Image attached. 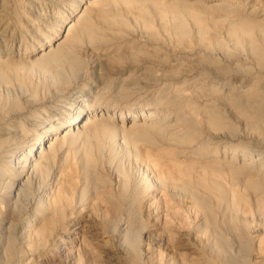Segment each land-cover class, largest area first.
Returning <instances> with one entry per match:
<instances>
[{
	"label": "bare ground",
	"instance_id": "6f19581e",
	"mask_svg": "<svg viewBox=\"0 0 264 264\" xmlns=\"http://www.w3.org/2000/svg\"><path fill=\"white\" fill-rule=\"evenodd\" d=\"M259 5L246 8L242 5L241 7L234 0L230 2L225 0H90L87 6L83 7L79 14L64 26L61 37L53 40L49 38L46 43L43 42L41 44L43 47L37 54L30 53V56L18 57V60L0 51V78L6 81L12 76L25 83V85L22 83L24 86L21 85L23 90L19 92L17 100L14 97L12 100L9 97L8 99L0 98V251L6 252L10 264H26L28 260L24 257L27 254H33L47 246H59L62 244L65 233L71 240L68 232L91 230L88 226L93 220L88 214L80 213L82 208L76 210V206L83 203V200H80L81 193H77V186L72 183H62L63 179H60L61 173L57 165L60 166L62 161L64 141H73L78 136L84 140L85 146L78 156L75 154L82 171L95 170L103 160L111 164L117 156L115 153L116 126L113 123L109 124L98 114L96 111L98 107L95 106L87 115H83L85 105L82 104L83 102L80 105L77 104L81 99L76 101L71 98L70 103L66 105L69 112L64 120L54 123V126L48 124L47 128L43 127L44 129L41 130L38 128L40 130L38 131L37 125L42 124L44 119L42 122L38 121L42 117V114L40 116L42 110L41 108L39 110L37 106L42 105L50 97L53 98L54 95L69 93L73 82L75 83L79 78L82 79L81 73L87 74L83 69L84 65L87 68L86 65L89 64L90 58L87 59L89 52H95V50L102 52L104 57L108 56L105 57L108 58L107 61H112L114 57L119 60L125 53L132 59L143 54L150 62H154L157 49L144 53L137 44L131 41L123 42L132 35L128 16L142 25L150 43L167 47L174 45L178 51L186 55L190 54L189 69L194 68L195 61H199L202 66L208 65V68H213L219 74L236 69L244 72V69H249L250 66L264 69V4ZM103 9L107 10L104 14L101 12ZM17 15L18 13H14L12 17L10 14L7 15L0 6V41H6L5 38L11 29L8 25V23L11 24L9 18H13L14 22L18 23ZM222 38H227L235 46L244 45L250 49L244 59L235 61L233 68L225 67L220 64L222 62L216 61L218 59L215 57L216 54L222 55L229 52L223 45ZM18 50L15 54H18ZM112 51L113 54H111ZM96 60L98 61L97 58ZM134 67L136 68L130 72L135 73H128L133 81L137 79L144 82L150 80L149 83L161 81L160 85L156 84L158 88L154 86L157 91L151 92L155 94L150 93L153 99L150 104L161 106V108L170 107L171 110L162 115L163 123L149 118L148 122L133 120L129 126L124 125L122 128V138L126 139L135 151V146L140 141L149 146L142 155L149 164L159 168L155 174L152 167L146 166L142 179L133 178L134 180L131 181L123 178L121 184L119 183L117 202L122 209L126 207V209L137 211L138 199L140 200L147 191L161 186L172 196L179 195L187 198L188 200L185 199V201L194 205L199 211L201 220L199 223H205L208 227L217 229L219 222L217 223L214 219L216 217L214 213L222 212L221 210L223 212L229 209L234 210L235 203L232 197L236 193L232 187L236 181H241L245 187L264 190L263 158L248 154L236 161L235 148L227 157H225L226 154L219 157L218 153L216 155V151H213L215 147L210 145L212 138L227 132L230 126L218 105L239 107L246 121L254 122L253 124L264 123L263 93L258 88L261 81L256 82L254 79L255 83L251 82L247 85L241 82L236 87L233 86L234 88L229 85L232 92L228 93L226 90V93L222 89L223 83H220L218 79L207 84L206 81L209 79H207L208 76L204 77L203 70L182 80L176 77L177 81L172 83L171 80L179 74L180 68L177 64L167 66L166 70H168L162 72H157L152 65L147 64L141 67L132 65L127 69ZM106 69L111 74L112 71ZM11 79L8 80L13 81ZM16 84L18 86L19 83ZM21 86H19L20 89ZM101 92L105 94L103 90ZM98 93L96 94L99 98L103 97V94L100 96ZM125 93L126 89L121 88L117 96L124 98ZM14 96L16 97L15 93ZM150 99L147 100L151 101ZM46 104L49 105L48 102ZM51 105L53 106L52 103ZM100 107L102 109L104 104ZM136 110L135 113L132 112L134 116L141 113ZM15 113L19 116L17 121L12 120ZM124 114L125 112H121L119 119H127V123L128 117ZM82 117L84 120H79ZM78 121L80 123L76 125ZM61 126H66L68 129L66 128L62 136H56ZM38 145L39 149L36 148ZM24 147H27L26 152H22ZM62 184L64 185L61 187ZM83 187L84 184L82 191ZM223 212L219 214L223 216ZM224 214L226 216V212ZM231 215L232 217L228 219L223 216V220L227 221L223 222L226 224L225 227L231 226L235 221L236 215ZM15 219L17 230L13 238L16 240L14 244L16 247L14 246L13 251L7 252L6 248L12 234L10 229ZM132 227L131 243H134L138 240L137 227L135 225ZM201 228L199 231L203 230ZM217 237L220 238V242L217 244L216 254L218 253L219 257L222 256L223 260H228L232 257L228 251V242L220 236V233ZM176 238L179 248L186 252L188 259L195 257L193 254L196 253V247L189 243L188 233L180 231ZM102 251L107 256L113 253L108 248H103ZM4 254L2 251V255ZM260 259L261 264H264V252L260 255Z\"/></svg>",
	"mask_w": 264,
	"mask_h": 264
},
{
	"label": "rangeland",
	"instance_id": "374dc122",
	"mask_svg": "<svg viewBox=\"0 0 264 264\" xmlns=\"http://www.w3.org/2000/svg\"><path fill=\"white\" fill-rule=\"evenodd\" d=\"M89 1L90 0H0L2 11L7 13V15L10 14L11 17L14 16V13H18L17 16L19 20L18 23H15L13 18H9L11 24L8 23V25L11 29L5 38L6 41H0L1 53L6 52L9 54L10 58L13 59H17L18 57L25 58L30 56V53L33 55L37 54L43 47V45H41L43 42L46 43L49 38L53 40L57 37H61L64 26L68 24L77 14H79L80 10L87 6ZM225 1L230 2V0ZM234 2L246 8L249 6L257 7L259 4V6L264 4V0H234ZM106 11V9H103L101 12L104 14ZM128 19L132 26L130 31L132 35L127 38L129 40L126 39L123 42L131 41L135 45L137 44V46H140V48L144 50V53L157 49L155 50L157 56H155L154 62H150L143 54L132 59L127 55V53H125L123 55L124 57L119 60L114 57L112 61H107L108 58L105 57L108 56L106 55L104 57L102 52L96 50L95 52H89V54H87L89 55L87 56V59L88 57L90 60L92 59L91 63L94 65H91L90 60L88 61L89 64L87 63L88 65H86L88 70L84 65L83 70H86L87 74L84 72V74L81 73L82 76H80L83 80L79 78L76 80V84L73 82L75 87L72 85L69 93L54 95V99L50 97L51 99L49 98L46 100L43 103L44 105L42 104L38 105L39 107L37 106V108H41L43 112H40V116L42 114V117L38 121L41 120L42 122L44 119L42 124L37 125L38 131H40L43 127L47 128L49 126H54L56 123L62 122L66 114L69 112L68 106L66 105H68L71 100L77 101L78 99H81L77 104L80 105L83 102L82 104L85 105L83 108V115H87L90 110L94 109L95 106L98 107V109H96L98 114L106 119L105 121L109 124L113 123L116 126L115 132H117V142H115L116 150H114L116 151L115 153L117 156L111 164L107 160H103V162H101L95 170L90 169L82 171L78 166L75 154L78 156L81 149L85 146V142H83L84 140L78 136L75 137L73 141H64V154L62 161L60 162V166L57 165L61 173L60 179H63L62 183H72L77 186V193H81L82 196H80V200H83V203L81 205H77L76 210H80L82 208L80 213L88 214L90 216L93 222L90 223L88 228L91 230L84 229L82 232L78 233L68 232V234H70V238H72L71 240L65 233L62 239V244L59 246H47L42 248V250L35 251L33 254H27L24 259L33 261H27L26 264H261L262 260L260 259V255L264 252V190L245 187L241 181H236L235 185H232V190L236 193L232 197V201L235 203L233 205L234 210L227 209L228 211H225L226 216L224 214L225 212L221 210L223 212L222 215L226 217L225 219L232 217L231 214H233V216L236 215V218L234 217L235 221H233L231 226L225 227L226 224L223 222L227 221L223 220L224 217L219 214L222 212L216 211V214L214 213V215H216L214 219L217 223L219 222L217 229H212L213 227H208L205 223H199V221L201 222L199 219V211L194 205L185 201L187 198L179 195H174V197L167 193L166 190L162 189L161 186H158L151 191H147L148 193H144L140 197V200L138 199L136 205H138L139 208L137 211L126 209V207L125 209H122L119 205L120 203L117 202L116 196L119 193L117 191L120 189L119 183L121 184L123 178L130 179L131 181L134 179H142L141 177L146 166L152 167V171L155 174L159 168L158 166L149 164L142 155V152L147 150L149 146L145 142L140 141L136 144L135 151L126 139L122 138V128L124 125L129 126L130 122L133 120L136 122H148L153 119L162 122V115H164L165 112H170L171 110L170 107L161 108V106L150 104L153 101L151 94H155V92H151L157 91L156 88H158L157 86L161 84V81L159 82L156 80V82H154L151 80L155 83L151 82V84L149 83L150 80L149 82H144L137 79V81L134 80L136 81L134 82L131 76H128V73H135L130 71L136 67L129 68L130 70L127 69V67L132 65L141 67L144 64H147L152 65L157 72H162L164 70H168H166L167 66L177 64L180 68L179 74L171 80L173 81L172 83L177 81L175 80L176 77L182 80L191 74H196L198 71L200 72L203 70L205 72L204 77L208 76L207 79H209L206 81L207 84L213 83L211 81H216L218 79L220 83H223L222 85L228 86H223L222 88L224 90L223 92L228 90V93L232 92L230 91V86L236 87L241 82V84L245 85L251 84V82L255 83V79L256 82L261 81L258 88L263 93L262 109L264 112V69L256 66H250L249 69H244V72L240 69L239 71L236 69L228 71V73L223 72L219 74V72L216 73L213 68H208V65L207 67L206 65L202 66L199 61H195V63L193 62L194 68L189 69L188 59L190 54L186 55L184 52L178 51L174 45L167 47L150 43L147 32L142 25H140L131 16H128ZM9 35L13 39H11ZM221 40L229 52L224 54L222 53V55L216 54L215 57L218 58L216 61L222 62L219 63L225 67H235V61L237 62L238 59H244L246 57L245 54L250 51L247 46H235L232 42L228 41L227 38H222ZM33 44L37 45L33 46ZM128 47L126 49H128ZM17 50L18 54H15L17 53ZM111 54H113V51ZM96 58L100 62H98ZM95 68H97V70ZM106 68L112 71L111 74ZM245 70L248 71V73ZM187 71L189 73H187ZM100 77H102V79ZM10 78H12L13 81H9ZM10 78L8 77L9 80L5 78L6 81L3 78H0V82L2 81L1 83L5 82L8 84L7 86V84L0 83V98L4 99L9 97L12 100L14 97L15 100H17V96L21 93V90H23L21 85H23L22 83L24 82H22L19 78V80L14 79L12 76H10ZM8 82L10 83V86ZM15 82L19 83L18 86ZM157 83L158 85H156ZM14 85L16 86L14 87ZM6 86L8 87V91L6 90ZM19 86H21V89ZM154 86L156 88H154ZM121 88L126 89V96L124 98L117 96V92H119ZM100 89L101 91L103 90L105 94L100 91L101 94H103V97L99 98L96 93H98ZM4 92H7V94ZM100 92L98 94L101 96ZM14 93L16 97L14 96ZM68 95L71 96L69 97ZM57 97L61 98L59 99L60 101L56 99ZM147 99H150L151 101ZM47 102L49 105L46 104ZM51 103L53 106L56 105L54 106L55 108L51 105ZM103 104L104 107L101 109L100 106H103ZM63 106H65V108ZM218 106L221 107V112H224L223 116L230 126L227 128V132L213 137V141L210 142L212 143L210 145L215 147L213 151H216V155L218 153L219 157H223L226 154L225 157H227L233 153L232 150L235 148L236 161L243 155L248 156V154H252L253 157H260L264 159V123L260 124L258 122L253 124L254 122L250 123L249 121H246V119H244L245 117H242L239 107H228L220 104ZM154 107L156 108L154 109ZM135 110L138 113H141L134 116L133 113H135ZM63 112H66L65 115ZM121 112H125L124 116L128 117L129 122L126 123L127 119H119ZM149 112L153 113L151 114ZM240 113L241 115H239ZM18 117V114L15 113L12 120L17 121ZM79 120H84V118L82 117ZM122 121H125V123H122ZM78 123H80V121H78L76 125ZM66 128L68 129L66 126H61L58 129L56 136H62L66 131ZM26 148L27 147L22 148V152H26ZM36 148L39 149V145ZM83 184L84 187L82 191L81 188ZM63 185L64 184H62L61 187ZM111 196H113V198ZM183 198L184 200H182ZM221 221L222 223H220ZM132 225L137 227L138 240L134 243H131V234L133 231ZM16 227L17 220L15 219L11 227L12 229H10L12 234L10 235V243L6 248L7 252L13 251L16 247L14 245L16 244V240L13 238V234L17 230ZM200 228L203 230L199 231ZM211 230H216L217 232L215 231V233ZM180 231L187 232L188 237L190 238L189 243H192L196 247V253L193 254L195 257L190 260L188 259L186 252H183L184 250L180 249L176 242L178 240L176 235ZM217 233H220V236L228 242V251L232 256L229 257L228 260H223L222 256L219 257L218 253L216 254V248H218L217 244L220 242V238L217 237ZM215 239H217V241ZM3 246L5 247V245ZM103 248L111 249L113 253L109 254L110 256H107L102 251ZM2 251L5 253L4 255H2ZM2 251H0V264H10V261L8 262L6 252H4V250ZM16 262L18 261L16 260Z\"/></svg>",
	"mask_w": 264,
	"mask_h": 264
}]
</instances>
